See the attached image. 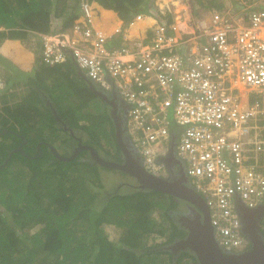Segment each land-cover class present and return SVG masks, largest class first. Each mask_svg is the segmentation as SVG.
Listing matches in <instances>:
<instances>
[{
    "label": "built area",
    "instance_id": "2783aa9c",
    "mask_svg": "<svg viewBox=\"0 0 264 264\" xmlns=\"http://www.w3.org/2000/svg\"><path fill=\"white\" fill-rule=\"evenodd\" d=\"M80 5L83 17L71 27L33 31L43 61L57 65L72 56L101 88L118 90L150 171L162 168L179 129L177 154L209 207L218 243L244 249L240 208L264 206V0L213 9L190 37L158 17L150 39L112 49L105 42L122 27L111 34L95 28L92 3ZM6 81L0 68V90Z\"/></svg>",
    "mask_w": 264,
    "mask_h": 264
},
{
    "label": "trees",
    "instance_id": "16d2710c",
    "mask_svg": "<svg viewBox=\"0 0 264 264\" xmlns=\"http://www.w3.org/2000/svg\"><path fill=\"white\" fill-rule=\"evenodd\" d=\"M79 1L0 0V27H5L4 30L0 29V38L27 33L31 35L32 30L50 31L54 17H65L66 26H72L79 16L76 9ZM96 1L105 8L117 11L124 20L123 28L139 14L152 17L158 11L153 8L154 0ZM217 5L210 1V7ZM168 14V20L171 21L172 13ZM36 42L27 45L29 51L35 49ZM105 44L111 49L124 45L123 32L108 38ZM63 63L67 71L58 72L62 68L59 65L49 73L42 69L35 77L27 80L33 87L29 103L20 102L12 107L8 102L0 101V124L9 129L6 133L0 132V204L5 205L3 211L0 208V264H143L145 252L140 250L146 235L153 232L168 233L165 242H171L175 235L184 232L171 213L178 204L173 195L128 184L123 186L130 188V192L113 190L109 194V183H103L98 168L89 161L81 159L80 162V157L61 159L49 148L44 154L33 156L38 153L37 141L45 138L43 129L38 137H29L30 143L24 148L26 154L14 150L21 141L18 133L28 137V132L45 118V113L40 109L43 97L37 88L49 91L46 79L55 72L68 76L69 80L78 76L76 64L72 60ZM33 79L39 83L32 84ZM79 79L82 80L81 85L71 82L72 86H76L72 89V95L78 98V104L72 100L68 105L56 102L57 109L70 125L87 132L88 141L96 148L104 147L101 141L103 136L108 143L113 141L117 147L104 151L119 155L121 148L110 111L106 108V111L94 115L85 109L91 99L102 97L91 90L83 77ZM94 105L100 107L97 100ZM46 106L49 109L47 103ZM44 122L54 127L57 121L52 115L44 119ZM106 122L111 123L110 129L105 126ZM177 131L180 133L179 129ZM17 160L30 170L31 177L27 182H23L18 175L9 174V167ZM78 163L95 170L97 181L94 178L85 184L86 180L75 174L78 168L74 165ZM2 184H9V188ZM157 193L161 198L155 199ZM108 213L115 217H109ZM158 216H161L160 220ZM109 225L126 227V234L120 237L119 242H115L108 233ZM33 226H38V229L31 231ZM45 255H56V258L41 260V256ZM191 255L195 257L193 253Z\"/></svg>",
    "mask_w": 264,
    "mask_h": 264
},
{
    "label": "rangeland",
    "instance_id": "374dc122",
    "mask_svg": "<svg viewBox=\"0 0 264 264\" xmlns=\"http://www.w3.org/2000/svg\"><path fill=\"white\" fill-rule=\"evenodd\" d=\"M94 1L95 0H90L92 5H93ZM210 1H214L217 4L224 3V5H226V3H227L228 5H230L232 7H236V5L242 0H156V3L158 4V7H161V9L166 12L167 15H169L168 13H172V17H175L177 23L180 25V27L182 29L181 31L184 33V35H186L187 37H190L192 26L194 25L195 21L198 18L202 17L204 14L207 13L209 8H206L205 4L210 3ZM71 6H69V7H71ZM93 8H94V13H93L92 21H93V18L95 19V17H99V13H98L99 9H97L96 7H93ZM76 9L78 10V12L81 11L80 1L78 2V6ZM145 18H146V20H147V18L149 20L154 19L150 16H147ZM53 19L56 23L60 22L62 24L63 22H66L65 17L64 18L63 17H59V18L54 17ZM95 20L96 21L99 20L102 23L104 22V21H102V20H104L103 18L95 19ZM141 34L142 35H137L134 38H128L127 40L133 41L135 39L139 40V39L144 38V36H143L144 34L143 33H141ZM144 39H147V38H144ZM148 39H150V34H149ZM37 63H38L37 66H40V62L37 61ZM0 65L2 66L1 69L4 71L5 76L8 73L9 77H13L12 76V75H14L13 72L10 73L5 66H3L1 63H0ZM31 71H32V68L28 69V72H31ZM34 72L35 71H33V73ZM18 76H20L19 77L20 80H25V79H21V78H25V77H21V76L27 77V75H25V74H18ZM35 76L36 75L34 74L33 77H35ZM33 80H34V82L32 84L39 83L35 79H33ZM81 81L82 80L79 79L78 76L69 80L68 76H64V75H61L60 73H56V74H54V75H52L46 79V86L50 87V90L49 91L47 90V91L49 92L50 95L54 94L51 96H52L55 104L57 102V103L62 104V105L63 104L68 105L70 100H72L73 102L75 101L78 104V102H79L78 98L76 96L72 95V89L76 86H72L71 82H78L79 85H81L82 84ZM22 86H26V84L24 82H18V84H15L13 86L12 91L10 92L11 94L5 96V99H9L10 102L8 104L11 105L12 107H15L16 104H18V103L13 102V101H15L16 99L22 98V97H24V102L29 103L28 100L30 99V96H31L29 94L32 93V92H30V89L33 90V87H29L30 89H25L23 87V89H22V88H20ZM37 90H38V88H37ZM43 90H45V89H43ZM2 91H3V89H2ZM87 94L89 97H91L90 92H88ZM96 100L98 101L100 107H96L94 105V102ZM90 101L92 103L90 102V104H88L85 109L90 110L92 112V114L97 115L98 112L106 111L107 107L105 106L106 104L102 101V99L95 97L93 100L91 99ZM40 109L45 113L44 119H48V117L50 118L52 115L55 119H57L55 114H53V113H52V115L49 114L50 110L47 109V106H45V105H44V107L40 106ZM69 112H71V111L69 110ZM46 114H48V115H46ZM44 119H43V121L39 122V124H37L31 130V132H28V136L31 139L33 137H37V134H39L41 129H43L44 130V133H43L44 136L47 139L49 138L51 141H53V143L55 144V147L58 149V151L61 154L71 155V152H69L68 148L66 149V147H65L66 143H64V141L66 140L65 138H67L66 136H68V133L62 129L57 128L58 127L56 125L57 123H55L54 127L50 126L49 124L45 125ZM105 126L108 129H110L111 123L106 122ZM99 135H100V133H99ZM85 137L88 138L87 132L85 133ZM101 138H102L101 139L102 143L104 142V147L101 148V150H105L108 148L116 149V144H114L113 141L108 143L106 138H104L103 136ZM45 149H46V146H45ZM42 150H43V148H42ZM80 154L78 156V157H80V158H78L79 161L82 162L81 159H83V160H85V161L87 160V161H89V163H92L93 165H95L99 170L98 173H99V176L102 177L103 183L104 184H105V182L109 183L108 185L111 187L110 190L108 189L109 194L113 190H115V191L120 190L121 192L123 191L124 193L131 191L130 188H127L124 186H123L124 187L123 188V187L119 186L118 184H120L121 181H128V182L134 183V184L136 183L134 179H132L128 174H126V172L119 170V169L112 168V167L100 165V164L96 165L94 159L91 156L87 155L88 153L82 152ZM168 155H169L168 151L164 153V156L161 159L162 167L164 166L163 159H164V157L166 158ZM74 166L76 168H78V170L75 171V174L77 173L78 175L83 177V179L86 180L85 184L86 183L88 184V182H92L94 178H95V181H97V179H96L97 173L95 170H91L90 168L83 166L82 163H78L77 165H74ZM158 173L162 174V171H159ZM9 174L11 176H16V175L20 176L22 178L23 182H27L31 177L29 168L19 160L15 161L9 167ZM101 177H99V178H101ZM116 184H117V186H116ZM2 185L4 187L9 188L7 186L9 184H2ZM42 190L44 191V189H42ZM154 195H156V194H154ZM154 197H155V199L161 198L159 196V194L154 196ZM0 208L3 211V209L5 208V205L0 204ZM108 215H109V217H113V218L115 217L110 213H108ZM158 218L160 220L161 216H158ZM262 226L264 228V220L262 221ZM37 229H38V226H33L31 231H36ZM125 229H126L125 226L109 225L108 233L110 234L111 238H113V240L115 242H119L120 237H122V236L124 237L126 234ZM167 237H168V233L167 234H161L159 232L158 233L153 232V233H150L149 235H146L143 238V240H142L143 241L142 242L143 247L140 250V252H141L144 249L143 251L145 252V255L142 258L143 264H166L164 259H167V254L156 253V252L151 253V251L153 250V248L158 247L160 245H163L165 243ZM146 252H149V253H146ZM46 258H48L50 260L51 259L54 260L56 258V255L41 256V260H44ZM170 263H171V260L170 259L167 260V264H170ZM36 264H38V263H36Z\"/></svg>",
    "mask_w": 264,
    "mask_h": 264
},
{
    "label": "water",
    "instance_id": "95a60500",
    "mask_svg": "<svg viewBox=\"0 0 264 264\" xmlns=\"http://www.w3.org/2000/svg\"><path fill=\"white\" fill-rule=\"evenodd\" d=\"M78 70L79 74L87 81L90 88L99 96L107 100L108 96L105 94V92L98 89L95 83L83 72L80 67H78ZM111 103L114 105L111 115L116 125V138L122 153L126 155L124 160L118 161L115 159L105 158L91 144H83L82 148L88 149L90 151L91 157L94 159L95 164L99 163L107 167H112L127 172L137 179L139 187L166 192L173 195L177 199H182L188 203H191L200 210L198 217L195 219H192L188 216H183L181 218L182 225L188 229V233L184 238L174 243L172 248H190L196 253L201 264H264V242L257 237L254 238L253 248L248 252L227 254L223 251L215 237L214 227L210 219L209 207L205 199L194 187H190L182 183L170 182L167 178L154 174L144 167L141 160L131 153L130 148L125 142L123 138V127L120 122L119 115L117 114L116 103L113 101H111ZM56 117H60L57 112ZM80 148L81 147H79L77 151L71 155H63L54 145L51 146L53 153L57 157L65 160H73L76 158L80 150H82ZM241 215L243 218L242 213ZM244 231L247 235H250V231L245 226V224Z\"/></svg>",
    "mask_w": 264,
    "mask_h": 264
},
{
    "label": "flooded vegetation",
    "instance_id": "af4514ba",
    "mask_svg": "<svg viewBox=\"0 0 264 264\" xmlns=\"http://www.w3.org/2000/svg\"><path fill=\"white\" fill-rule=\"evenodd\" d=\"M95 85L97 86L98 89L105 92V94L108 96V98H107L108 101L105 100L103 97H102V101L106 104L105 106L110 111V115H111L112 110L114 109V105H113V103H111V101L116 103L117 114L119 115L120 122H121L122 127H123V138H124L125 142L127 143L128 147L130 148L131 153L135 157L139 158L138 152L130 144V140H129V137L127 134V119H128L127 118V115H128V104H127V102L119 94V92L116 88L113 90H110V91H106L103 88L99 87L97 84H95ZM47 100H48V98H47ZM47 105H48L49 109L51 110V114L53 113L56 115V112H57L60 116L59 118L56 119V121H57L56 125L59 127V129H62L68 133V136H66L67 138H65L66 140L64 141V143H66V146H65L66 149L68 148V151L71 152V154H73L74 152L77 151V149L79 147H81L80 149H82V150H80L78 155L82 152H86V153H88L87 154L88 156H91L90 151L88 149L82 148L83 144L93 145L92 143H90L88 141V138L85 137L86 132L83 131L81 128H77V127L70 125L65 120L63 115L60 114L59 110L56 107L57 105L54 102H52V101L48 102ZM111 117H112V115H111ZM112 120L114 121L113 117H112ZM18 135L21 137V141L19 142L18 146H16V148L14 150H20L26 154L24 148L26 145H29V143H30L29 142V140H30L29 136L26 137L25 135H23L20 132L18 133ZM37 137H38V134H37ZM33 138H36V137H33ZM81 142H82V144H81ZM52 145L55 146L53 141H51L49 138L47 139L45 137V138L38 140L36 143V151H38V153L37 154L35 153V155H33V156H40V155L44 154L45 150L48 148L53 153V151L51 149ZM45 146H46V149H45ZM42 148H43V150H42ZM96 149L98 150V152L103 157L108 158V159H115L118 161H123L125 156H126L124 153H122V150H121L119 155H113L111 153H108L107 151H104V150H101L98 148H96ZM173 150L174 151H171L169 153V155L166 158L164 157V159H163L164 166H163L161 175L166 177L170 182L182 183V184H186L190 187H194L192 179L190 178V176L188 175V172H187L186 162L184 161L183 158L178 156L175 148H173ZM130 177H132V176H130ZM132 179H135V178L132 177ZM127 184L128 185H134V187L135 186L137 187L136 183L134 184V183H130L128 181H121L120 184H118V185L123 186V185H127ZM175 199L178 201V204H177V207L175 209L171 210V213H173L176 221L184 229V232L182 234L175 235L174 239L171 242H165L163 245H160L158 247L153 248L151 253L156 252V253L167 254V259H164L166 264H167V260H169V259L171 260L170 264H197V263L201 264L198 260L196 253L193 250H191L190 248H186V249H182V248L174 249V248H172V245H174V243H176L180 239L184 238L188 233V229L182 225L181 218L183 216H188L192 219H195L198 217V214L200 212V210L197 207H195L194 205H192L191 203H188L187 201L182 200V199H177V198H175ZM241 213L243 214L244 224L248 228V230L250 231V235H247L249 242L244 249H235L232 251H228V250H225L222 248L223 251L227 254H237V253H243V252L250 251L253 248L255 237H257L258 239H260L261 241L264 242V231H263V226H262V221L264 220V208L261 206H258L256 208H248V207L242 206ZM143 250H142V252H144ZM188 253H190V254H188ZM192 253L195 255L196 258L193 255H191Z\"/></svg>",
    "mask_w": 264,
    "mask_h": 264
},
{
    "label": "crops",
    "instance_id": "0c3cea01",
    "mask_svg": "<svg viewBox=\"0 0 264 264\" xmlns=\"http://www.w3.org/2000/svg\"><path fill=\"white\" fill-rule=\"evenodd\" d=\"M93 7H96L97 9H99V11H98L99 17L104 19V20H102V21H104L103 22L104 24L102 22H101V24H99L100 21L99 20L96 21L95 19H100V18L99 17H95V19L93 18L92 22H93V25L95 26V28L104 29L108 34H111L112 31L113 32L115 31L116 27H119V26L122 27L123 26V23H124L123 19L118 15L117 11H115L113 9L105 8L102 4H100L96 0L93 3ZM102 9L106 10V11H112L115 14V16L112 18H106V15L104 14V11ZM147 16H149V15L143 16V18L140 20H145L146 19L145 17H147ZM80 18H82V15ZM152 18H154V17H152ZM134 21H137V19L133 20V22ZM133 22H131V25H129L128 28L126 27L124 29L123 33H124V38L126 40L125 43L127 42L128 38H134L137 35H142L141 33L144 34L143 35L144 37L151 34L152 31L150 29L148 30V27L153 26L155 21H153V22L151 21V23L148 22L144 27L139 29L138 34L131 36L129 30H130V27L132 26ZM60 24H61L60 22L54 23V26L55 27L58 26V28H59ZM0 29L4 30L5 27H0ZM115 34H118V33H114V35ZM33 40H34V38L32 37V34L30 35V33L23 34V35L21 34V35L16 36V37L5 36V37L0 38V63L3 66H5L10 73H12V72L14 73L13 80L27 81L28 79L33 77L34 74L37 75V73L41 72L42 69L45 72L49 73L51 71H54L56 69L55 67L59 66V65H61L62 68L58 72L67 71V69H66L67 67H66L65 63L58 64L54 67L53 66H47V65L41 63L40 62L41 50H40L39 42L35 41L37 43V46H35V49L33 51L28 50L27 45H30V46L34 45L35 42ZM28 54H31V55L28 57ZM69 59L72 60V62H74L72 57H70ZM37 61H39L41 63L40 66H37L38 65ZM30 68H32V71L28 72V69H30ZM76 69L78 71V77H82L79 74V70H78L77 65H76ZM33 71H35V72L33 73ZM55 73H57V72H55ZM18 74H25V75H27V77L21 76V77H25V78H21V79H25V80H20V78H19L20 76H18ZM48 75H50V74H48ZM38 91L41 94V96L43 97V100L40 102L41 106L44 107V105L46 106V103L51 102V101L54 102L47 90H43V88H41V89L38 88ZM244 96H245V92H244ZM47 98H48V100H47Z\"/></svg>",
    "mask_w": 264,
    "mask_h": 264
},
{
    "label": "clouds",
    "instance_id": "9594fccd",
    "mask_svg": "<svg viewBox=\"0 0 264 264\" xmlns=\"http://www.w3.org/2000/svg\"><path fill=\"white\" fill-rule=\"evenodd\" d=\"M154 2V7L153 8H157V10L158 11H156V15H154V16H152V17H154V21H156L155 19L156 18H158V17H161V18H164V19H166L168 22L170 21V20H168L169 19V16L166 14V12L165 11H163L162 9H161V7H158V4L156 3V0H154L153 1ZM80 3H81V0H80ZM224 5V3H221V4H218L216 7H210V3H207V4H205V7L206 8H209V10L210 11H212L213 9H216V8H220V7H222ZM81 6V5H80ZM207 11V13L206 14H204L202 17H200V18H203V17H207V16H209L210 15V11ZM81 15H82V17H83V14H82V11H80L79 12V16H78V18H76L75 20H78V19H81L80 17H81ZM145 15H147V14H142V17L141 18H138L137 16H135L134 17V19H142L143 18V16H145ZM150 16V15H149ZM200 18H198V19H200ZM133 19V20H134ZM197 19V20H198ZM75 20H74V22H75ZM133 20L131 21V22H133ZM196 20V21H197ZM196 21H195V23L194 24H196ZM73 22V23H74ZM123 22H124V20H123ZM131 22L127 25V27L129 26V25H131ZM54 23H56L55 21H54V19H53V25H52V28H51V30L53 29V28H58V26L57 27H55L54 26ZM155 23V22H154ZM169 23H173V24H175V26L177 27V31H179V32H181L183 35H184V33L181 31L182 29H181V27H180V25L177 23V21H176V19H175V17H172V19H171V21L169 22ZM67 25V23L66 22H63L62 24H60V26L59 27H63V26H65V27H67L66 26ZM123 25H124V23H123ZM69 27H71V26H69ZM126 28V27H125ZM125 28H123V26H122V32H124V29ZM50 30V31H51ZM34 30H32V37L34 38V40L35 41H37V42H39V44H40V50H41V43H40V41L39 40H37L36 39V35H35V33L33 32ZM192 31V30H191ZM45 32H48V31H45ZM192 33V32H191ZM191 33H190V35H191ZM123 35H124V33H123ZM184 36H186V35H184ZM187 37V36H186ZM125 39V38H124ZM126 41V40H125ZM72 57V56H71ZM70 58V57H69ZM68 58V59H69ZM72 58H74V57H72ZM67 59V60H68ZM66 60V61H67ZM74 60V62H75V59H73ZM40 62L41 63H43V64H45V65H47V66H56V65H49V64H46L44 61H43V59H42V55H41V52H40ZM63 62H65V61H63ZM63 62H61V63H63ZM40 63V64H41ZM61 63H59V64H61ZM75 64H76V62H75ZM58 65V64H57ZM77 65V64H76ZM2 66L0 65V68H1ZM77 67H79L78 65H77ZM81 68V67H80ZM82 69V68H81ZM83 70V69H82ZM85 74H86V72L85 71H83ZM87 75V74H86ZM13 76V75H12ZM88 76V75H87ZM6 77H7V86H6V88L5 89H3V91L2 90H0V101H5V102H10L9 101V99H5V96L6 95H9V94H11L10 92V89H12L13 88V86L15 85V84H18V82H24L25 84H26V86H24L25 87V89H30L29 87H32L27 81H18V80H13V77H9V75H8V73L6 74ZM95 83V82H94ZM96 84V83H95ZM98 85V84H97ZM99 86V85H98ZM100 87V86H99ZM19 89V88H18ZM32 89H30V91H31ZM105 90V89H104ZM106 91H110V90H106ZM13 98V97H12ZM13 102H16V103H20V102H24V97H22V98H19V99H16L15 101H13ZM128 111H129V107H128ZM112 118V117H111ZM127 134H128V137H129V140H130V144L135 148V145H134V141H133V136H132V134L130 133V128H129V115H127ZM114 122V121H113ZM115 123V122H114ZM4 126H2L1 124H0V132L1 133H6V132H8L9 131V129H7L6 127L5 128H3ZM115 127H116V125H115ZM173 129V128H172ZM174 130V132H173V134H172V136H173V138H172V143H171V146H170V149H169V153L173 150V148H175V150L177 151V149H176V145H177V142H178V139H179V135H178V132H176V130H175V128L173 129ZM180 134V133H179ZM58 150V149H57ZM135 150L137 151V149L135 148ZM174 151V150H173ZM138 152V151H137ZM64 155V154H63ZM138 155H139V159L141 160V162H142V164L144 165V167L148 170V171H150L146 166H145V164H144V159H143V157H142V155L138 152ZM79 156V155H78ZM77 156V157H78ZM163 156H164V154L160 157V162H161V159L163 158ZM179 156V155H178ZM96 165H99V163H97ZM101 165V164H100ZM162 169H163V167H162ZM162 169H159V171H162ZM158 171V172H159ZM150 172H152V173H154V174H157V175H160V176H162L161 174H159L158 172H153V171H150ZM126 174H128L129 176H132V175H130L129 173H127L126 172ZM132 177H134V176H132ZM131 177V178H132ZM164 177V176H163ZM135 178V177H134ZM166 178V177H165ZM136 179V178H135ZM134 179V180H135ZM135 182H136V184H137V187H139V183H138V181H137V179L135 180ZM141 188V187H140ZM195 188V187H194Z\"/></svg>",
    "mask_w": 264,
    "mask_h": 264
},
{
    "label": "bare ground",
    "instance_id": "6f19581e",
    "mask_svg": "<svg viewBox=\"0 0 264 264\" xmlns=\"http://www.w3.org/2000/svg\"><path fill=\"white\" fill-rule=\"evenodd\" d=\"M103 11H104V14L106 15V18H112V17L115 16V14L112 11H106V10H103ZM151 21L153 22L154 19H151V20H149L148 18H147V20L146 19L145 20L138 19L130 27V30H129L130 31V35L132 36V35L138 34L139 29L142 28V27H144L148 22L151 23ZM99 24H101V22H99Z\"/></svg>",
    "mask_w": 264,
    "mask_h": 264
}]
</instances>
